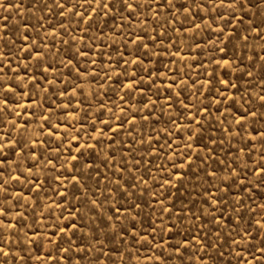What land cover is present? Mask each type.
<instances>
[{
  "label": "snow or ice",
  "instance_id": "obj_1",
  "mask_svg": "<svg viewBox=\"0 0 264 264\" xmlns=\"http://www.w3.org/2000/svg\"><path fill=\"white\" fill-rule=\"evenodd\" d=\"M25 2L0 0V9L9 14L12 11L19 13ZM27 11L41 13L36 17V24L30 26L25 22L21 25L17 21L15 25H9L8 16L0 12V19L4 21L3 30L0 31V49H3L0 51V129H10L0 130V196L3 198V204H0V255L5 258L0 264H7L8 257L21 264H31L32 256L26 245L36 244L39 249L45 240L56 251L55 256L50 250L47 257L43 258L52 264H128L127 260L118 257L128 252L135 262L137 257L131 253L134 245L155 248L157 251L163 245L165 250L155 257L158 264H167V260L172 258H175L176 264H264V0H32ZM56 16L63 19L57 26L48 25L53 29L52 32L41 31L45 28L46 20ZM180 17L184 18L183 22ZM197 17L199 23H196ZM117 19L122 23L116 24L112 32L126 41L125 51L134 46V53H130L134 58L125 59L124 53L117 48L115 54L118 59L113 60L107 69L98 70V61L90 59L88 54L95 50L100 36H92L91 31L94 26L99 28V21L108 24ZM150 22L155 25L151 31L148 27ZM178 23L179 28L176 27ZM185 23L191 25L188 32L203 30L204 27L211 30L213 40L210 44L216 53L210 58L212 70L209 72L205 68V80H191L189 83L186 79H173L166 85L169 91L163 96L161 108L157 109V103L143 93V81L134 74V70L123 68L122 65H135V70L153 76L155 70L146 72L141 67L144 59L151 61L153 56L160 55L159 52L153 53L149 45L155 46L168 40L169 51L166 54L172 55L171 36L168 33H179ZM71 24L76 27L69 28ZM83 25L87 29L81 27ZM136 27H139V33L135 31ZM73 31L76 35H73ZM25 32L27 34H23ZM62 35H67L73 41L66 55L71 54L75 45L84 48L81 51L80 47H75L72 59L67 60V63L60 62L61 67L71 66L70 72L76 75L75 81L70 79L65 82L63 73L47 78V74L53 70L49 63L51 52L56 51L57 37ZM13 37H19L20 44ZM30 37H42L44 41L51 39L52 45L36 43ZM84 37H90L91 46ZM187 39L193 40V37L188 36ZM257 41L259 44L255 43ZM100 42L104 47L108 46L105 41ZM60 43L68 44V41L61 39ZM181 46L190 50L192 44ZM99 55L103 59V50ZM175 55L182 60L187 59L181 55L179 47ZM80 56L86 58L84 63L91 65L83 72L76 67L81 64ZM204 56H207L206 51ZM185 67L191 66L185 64ZM235 69L240 70L241 74L236 76L240 84L232 78ZM130 71H133L132 75H129ZM179 71L177 66L174 75ZM111 73H116L118 77L123 74L130 81H120L127 90L126 99L121 98L122 101H132L139 92L147 99L144 107L148 109V114L144 115L142 109H137L134 115L129 116L128 109L120 108L124 115L112 116L116 122L115 129L111 123L100 121L108 132L100 129L95 137L89 134V139H95V143H85L81 147L82 133L69 137L65 128L61 135L60 127L67 123L70 105L77 106L72 111L81 110V98L86 105L84 111L87 112L93 97L101 95L103 84L100 81L108 83L112 79ZM24 74H27V83L24 82ZM91 82L98 85L93 91L88 88ZM57 83L65 85L62 91L55 89ZM163 87L165 85H161ZM188 88H195L196 93L185 97L191 101L186 105L179 97ZM197 93L208 97L210 103L197 106ZM52 95H56L57 99L64 96L66 100H62L60 105L47 106ZM153 95L157 96L158 101L161 99L159 89ZM177 104L189 112L191 120L188 121V131L192 134L185 136L184 141L175 147L169 146V152L176 159L169 160L171 167L164 169L169 174L168 178L161 183L160 177H151L147 168L143 174L137 175L144 167L140 161L147 160L149 156H158L163 151L153 146L160 145L161 140L122 137L121 145L117 148L116 131L123 132L124 126L128 125L132 132H137V115L141 121L148 122L155 111L167 115L166 110ZM213 104L217 105L215 110L221 112L225 121L224 126L218 129L220 136H214L211 140L223 157V162L217 159L216 167L209 171L210 160L214 158L213 149L205 146L207 150L200 152L198 148L193 149L192 144L199 143L198 139L194 141V137L204 129L205 122L212 123L209 117L212 116ZM232 109L236 110L235 113ZM108 111L107 104H104L101 115ZM202 112L205 115L201 119ZM60 114L64 120H61ZM229 116H232L230 121ZM213 119L219 122L220 117ZM156 122L160 123L159 120ZM172 124L183 131L182 125ZM108 133L112 135L108 136ZM153 135H156L155 129ZM162 136L172 139L168 128L163 130ZM64 137L75 144V151L65 149V158L58 149L57 154L49 158L46 153H50L51 148L46 141L49 138L58 139L62 145ZM104 138L109 142L102 143ZM233 139L237 140L236 146H231ZM225 141L229 145L227 149L224 148ZM137 144H146L147 155L142 150L139 159L135 158L136 150L133 147ZM256 144L260 145L259 152L255 148ZM125 146L127 153L124 152ZM180 147L185 148L186 152L180 153ZM88 149L103 151V159L97 157L91 162L82 160L88 155ZM201 164L207 165L203 169L205 183L211 181V184L206 192L201 189L199 208L192 201H189L190 207L182 205L179 209L174 202L161 203L159 198L163 193L151 191V185L144 178L149 176L159 188L168 185V195L164 196V201H169L173 181H182L194 168L197 171L192 172V176L196 177ZM57 165L63 171L50 180L48 173L54 172ZM25 179L31 185L26 202H32L29 204L32 224L43 228L45 225L42 220L49 221V231L43 235L39 234L37 227L28 223L23 204L17 205L20 211L15 213V217L18 218L13 217V199L18 197L24 200L25 196L24 192L9 193V187L23 183ZM53 181L59 187L53 188L52 193L59 200L48 193L49 200L45 202L42 197ZM153 202L161 205L159 215L165 217L160 219L161 234L156 243L157 227L145 229L142 223L144 205L154 208ZM37 204L38 211L35 207ZM51 220L56 223L52 224ZM208 224L211 228L207 227ZM185 229H188L187 232ZM21 234L23 242L11 239L13 235ZM169 247L171 252L168 251ZM13 248L19 250L13 253ZM106 248L108 251H105ZM20 252L25 253L27 261ZM225 252L230 259L225 260ZM249 256L251 259H247Z\"/></svg>",
  "mask_w": 264,
  "mask_h": 264
},
{
  "label": "rangeland",
  "instance_id": "obj_2",
  "mask_svg": "<svg viewBox=\"0 0 264 264\" xmlns=\"http://www.w3.org/2000/svg\"><path fill=\"white\" fill-rule=\"evenodd\" d=\"M32 0H26V2L23 4V10L19 13L16 11H12L11 14L8 12H5L3 9H0V12H3L5 16H8V23L9 25H15L17 21L22 25L25 22H28L29 25L36 24V17L41 15L40 12H28L27 9L30 7ZM179 15V14H177ZM143 18V17H142ZM62 17H50L45 22V28L41 31L50 33L52 32V28L48 27V25L57 26L59 22L62 20ZM207 19V17H206ZM181 22L184 21L183 17H180ZM99 28L93 27L91 31L92 36L99 35L100 40L97 41V47L93 52H90L88 54V57L90 59H95L98 61L96 68L98 70L100 69H107L108 65L112 63L113 60L118 59V57L115 54V49H119L120 52L124 53L125 59L134 58V56L130 55V53H134V46H130L129 51H125L124 49V43L126 41H122V38L118 34H113L112 29L115 27L116 24L122 23L119 19L112 21L111 23L106 24L105 21H99ZM196 23H199V17H197ZM3 24L4 21L0 19V31L3 30ZM69 28L74 29L76 27L75 24L68 25ZM81 27H84L87 29L86 25H83ZM149 31H151L152 27H155V25L149 23ZM161 27H163V24H161ZM177 28L180 27L179 23L176 25ZM191 27V25H188L185 23V27L181 29L179 33H174L169 31V35L171 36V53L172 55H167L166 53L169 51V41L164 40L162 43H158L155 46L149 45L150 48H152L153 53L159 52V56H153V59L151 61L144 59L143 67L146 72L155 70L153 76L149 77L145 73H141L136 69L135 65H122L123 68L134 70V74L138 76L142 81L143 84H141V88L143 89V93L145 96L157 103V109L161 108V105L163 104V96L168 93V89L166 87L167 84L171 83L173 79H186L189 83L191 80H205V68L208 69L209 72L212 70V65L210 63V58L215 56L216 53L212 50L210 42L213 40V36L211 35V30H209L207 27H204L203 30H198L196 32H188L187 30ZM215 25H213V28ZM38 30L39 26H37ZM103 29V31H101ZM135 31L139 33L140 29L139 27H136ZM107 33L108 35H105ZM23 34H27L26 32ZM152 35H155V33H151ZM73 35H76V33L73 31ZM83 36V33L80 34ZM192 36L193 40H188L187 37ZM177 37H179V40H177ZM13 39L16 40L17 44H20L19 37H13ZM31 40H34L36 43H47L50 46L52 45L51 39L44 41L42 37H30ZM63 39L65 41H68V44H62L60 43V40ZM84 39L89 40V46H91V39L90 37H84ZM148 37H145V41L147 42ZM100 41H105L107 43V47H104V44ZM191 43L192 47L189 50L187 47L181 46L183 44ZM259 44V41L255 42ZM73 44V41L70 40V38L67 35H62L57 37V42L55 43L56 51L51 52V58H50V65L52 66V72L47 74V78L51 79L53 75L58 73H63V80L65 82L69 81L70 79L75 81L76 75L72 74L70 72L71 66L69 67H61L60 62L64 61L67 63V60L72 59V54L75 53V47H80L81 51H84V48L81 45H75L71 49V54L69 53V45ZM181 51V55L187 57L186 60H182L181 57H178L175 55L176 51ZM103 50L105 53V56L103 59H101L99 53ZM0 51H3V49H0ZM47 51V50H46ZM207 52V56H204V52ZM79 59L81 60V64L76 65V67H79L81 69V72L84 71L85 68L91 67V65L84 63L85 57L80 56ZM198 61H202V63H197ZM75 63V61H73ZM185 64L190 65L191 67H185ZM177 66H179V73L177 75H174V71L177 69ZM133 71L129 72V75H132ZM166 74V77L165 75ZM240 70L235 69L232 73L233 80L240 84L241 81L236 80V76L240 75ZM220 75L223 77V71L220 72ZM112 79L108 81V83H104L103 80L100 81L101 84H103V87L101 88V95L99 97H93V101L91 102V106L88 107L87 112L84 111V107L86 106L83 102V98H81V104L80 108L81 110L79 112L72 111L76 105H70L69 106V112L70 116L67 118V123L62 124L60 127V134L63 135L65 132V128H67L68 136L75 135L77 133H82L80 136V146L83 147L85 143L94 144L95 139H89V134H91L92 137H95L100 129H104V132H108L106 128H104V124L100 121H107L113 125V128L115 129V121H113L112 116L113 114L116 116H123L124 113L120 112V108H126L128 109V115H134L136 113L137 109H142L143 114H148V109L144 107L145 104H147V99H145L139 92H137L134 96V99L132 101H128V103H124L121 98H125V91L126 89L123 88V85L121 84V80H123L124 83H129V79L127 76H124L121 74L119 77L116 73H111ZM159 77V78H157ZM24 82L27 83V74H24ZM82 82V81H80ZM150 85V87H149ZM161 85H165V87L161 88ZM40 87H44V85H41ZM55 89L58 91H62L65 87L64 84L57 83L54 85ZM98 87V85L95 82H91L88 85L89 91H93ZM159 89L161 94V99L158 101L157 96L153 95V93L157 92ZM178 91V88L176 89ZM252 91H256V89H252ZM193 93H196L195 88H188L185 90V92L180 94V100L183 101L184 104L188 105L191 103L189 99H185V97H191ZM197 99L196 104L199 106L201 103L204 105H208L210 103V99L206 96H199L197 93ZM18 99V97H17ZM126 99V98H125ZM219 99V97H217ZM62 100H66V97L61 96L60 99H57L56 95L51 96V100L48 102L47 106H54V105H60ZM96 101H102V104H97ZM107 104L109 111L105 112L103 115H101V111L103 108V105ZM131 105V107H129ZM247 107V105H245ZM217 105L213 104L211 108L212 116L209 117V120H212L211 124H208L205 122L204 129L197 132V136L194 137V141L197 139L199 140V143H193L192 148L193 149H199L200 152H205L207 149L205 146H208L209 148H212L214 151V158L210 160L211 168H209V171L214 169L216 167V160L219 159L221 162H223V157L220 155L219 151L216 150V146L211 144L212 137L214 136H220V132L218 129H220L222 126H224L225 121L223 120V116L221 112L216 111ZM167 115H161V111L157 110L155 111V114L149 118L148 122H144L140 120V116H136V120L139 121L135 125L137 132H132L131 128L128 125L124 126V131H116L115 133V139H116V147L119 148L121 145V138L122 137H131L135 136L137 140L139 139H160L161 144L160 145H153L154 147L162 148L163 151L160 152V154L149 156L147 160L140 161V163L144 166L142 167L139 172H137V175L143 174L144 169L147 168L150 170V176L160 177V182L163 183L164 180H166L169 176L167 171H164L165 168L171 167V165L168 163L169 160H175L176 157L171 155L169 152V146L175 147L177 144L184 141V137L191 135L192 133L188 131V121L191 120V116L189 112L185 109H182L180 105H174L173 108L167 109ZM235 109H232V112L235 113ZM57 112L59 114V110L57 109ZM205 114L202 112L200 115V118L202 119ZM74 117V118H72ZM87 117V119H85ZM169 117H171V121L169 120ZM213 117H220L219 122L213 119ZM61 120H64L62 114H60ZM26 119V117H25ZM229 121L232 119V116H229ZM159 120L160 123H157L156 121ZM172 122H175V124H179L183 126V131H181L180 128L174 127ZM131 121H129V125H131ZM95 125V128L93 127ZM165 128H168L169 132L172 135V139H169L167 136H162L163 130ZM153 129L156 130V135H153ZM4 131H10V129H0ZM55 130V129H54ZM231 131V129H229ZM139 133V134H137ZM112 133H108V136H111ZM109 141L107 138H104L102 140V143H108ZM50 145L51 152L46 153V155L51 158L52 155L57 154V150L59 149V154L62 157H67V152H65V149L71 148L72 151H75V144L70 143L68 137H64V143L60 145L58 143V139L49 138L48 141H46ZM237 140L233 139L231 141V146H236ZM242 146V145H241ZM133 147L136 150V159H139V155L142 150H144V155H147L146 152V144L145 145H133ZM229 147L228 142H224V148L227 149ZM255 148L257 152L260 150V145L256 144ZM106 150V149H104ZM180 153H185L186 149L183 147H180L178 149ZM124 152L127 153V146L124 147ZM99 158L100 160L103 159V151L101 152H94L92 149H88V155L82 157L81 159H88L89 162H91L94 158ZM258 158V156L256 157ZM195 159V156L193 157ZM230 159V157H229ZM123 163V161H120ZM135 161L133 160V163ZM101 167H103V164H100ZM207 167V165H200V169L198 172V175L196 177L192 176V172H196L197 169H192L191 172H188L187 169H185V172H188V175L184 177L182 181L174 180L173 186L170 189L171 191V197L169 198V201H164V196L168 195V185L165 184L164 188H159L158 184L153 183V179H150L149 176H145L144 178L148 181V184L151 185V191L156 192H162L163 195L160 196L161 203H175L177 209L180 208L182 205H188L189 201H192L196 204L197 208L200 207L201 204V196L200 192L203 188L206 192L207 187L211 184V181H209L207 184L205 183V177L203 169ZM159 169V171H158ZM35 172L36 170L33 169ZM60 171H63V169H60L57 165V168L54 172H49L48 176L49 179L52 180L54 176H59ZM67 175V173H65ZM249 175H251L249 173ZM34 179V177H33ZM63 179V177H61ZM31 187V185L28 183L27 179L24 180L23 183L15 184L14 186L9 187V193H16V192H24L25 199L22 200L20 198L13 199L12 206H13V217H15V213L20 211V208L17 206L18 204L24 205V215L28 220V223L32 225L33 227L38 228L39 234L43 235L45 232H48L49 229L47 228V224L49 223L48 220H42V223L45 225V227L40 228L38 225L32 224L33 216L29 215V204L32 203L31 201H27L26 199L28 197V188ZM59 185L53 181V183L49 186L48 192L43 195V199L45 202H48L49 195L48 193H52L53 188H58ZM178 189V190H177ZM54 198L56 200H59V197H55V194L52 193ZM147 198V197H146ZM154 203V202H153ZM0 204H3V198L0 196ZM160 204L154 203V208H149L147 205H144V213L142 216V223L145 229H150L151 226L157 227V240L154 241V243L159 242V226H160V219H164L165 217H161L159 215V209ZM36 210L38 211V204L35 206ZM67 215V213L65 214ZM166 216V214H165ZM159 217V218H158ZM52 224H55V220L50 221ZM207 223V222H205ZM207 227L211 228V225L208 224ZM188 229H185V232H187ZM25 231H27L25 229ZM146 234V233H143ZM12 240L16 241H22L23 242V236L22 234L20 236L13 235L11 237ZM54 239H57L54 237ZM151 239V237H149ZM112 247H116V245H113ZM26 248L29 252V254L32 256L31 264H52L50 260L43 259L47 257L48 252L51 250L53 256L56 255L55 248L52 245H49L47 241L45 240L43 244L40 246V248H37L36 244L32 245H26ZM137 248H139V251H137ZM19 249L13 248V253L18 251ZM163 245L161 246V249L157 251L155 248L149 249V248H140L139 245H134L131 248L132 255L137 257V260L134 262L132 259V256L129 255L128 252H123L121 255H119V259L121 260H127L128 264H158V262L155 260L156 256H160L161 252L164 251ZM105 251H108L106 248ZM168 251L171 252V248H168ZM239 251V250H237ZM21 256H25L24 252H20ZM225 260L230 259L228 257L227 252H225ZM149 257V259H144L145 257ZM4 257L0 255V262L4 261ZM247 259H251V257H247ZM25 261H27V256H25ZM7 264H21V262L14 260L12 257L7 258ZM167 264H176L175 258L168 259Z\"/></svg>",
  "mask_w": 264,
  "mask_h": 264
}]
</instances>
